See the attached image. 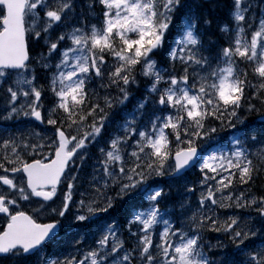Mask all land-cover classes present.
Masks as SVG:
<instances>
[{"label":"snow or ice","instance_id":"snow-or-ice-1","mask_svg":"<svg viewBox=\"0 0 264 264\" xmlns=\"http://www.w3.org/2000/svg\"><path fill=\"white\" fill-rule=\"evenodd\" d=\"M97 5L100 14L90 21L83 11L77 20L75 0H0V256L31 264H264V195L243 190L264 172V18L249 42L251 4L232 0L234 39L212 53L197 32L199 18L182 13L183 0H88L89 15ZM177 14L183 19L169 71L153 57ZM220 30L229 32L227 25ZM28 38L47 48L35 63ZM138 76L146 95L99 147L93 190L77 201L76 160L99 144ZM253 113L259 132L247 119ZM218 128L231 131L221 138ZM192 169L199 176L184 187L199 192L196 202H181L180 217L166 218L158 178ZM126 197L146 206L127 221L122 239L106 214ZM218 209L257 216L226 211L221 219ZM69 214L76 228L95 231L87 244L88 232L77 233L73 251L61 258L49 244ZM205 232L227 238L232 252L214 258L213 249L227 245L220 236L205 244Z\"/></svg>","mask_w":264,"mask_h":264},{"label":"rangeland","instance_id":"rangeland-1","mask_svg":"<svg viewBox=\"0 0 264 264\" xmlns=\"http://www.w3.org/2000/svg\"><path fill=\"white\" fill-rule=\"evenodd\" d=\"M183 2H184L185 7L182 9V11L185 12V10H186V13L190 14V10H191L190 6H191V4H194V3H192L190 0H183ZM249 2L251 4V8H250L249 12L245 13V15L249 18H252V17L255 18V23L253 24V28L249 29L247 32V35H246L247 40L250 42L252 30H254L255 27L259 24V20L261 18H264V1L259 0V3H258L257 1L249 0ZM75 4H76L75 16L77 17V20L81 17L82 11H83V15L86 14L88 17H90L88 11L84 10L87 8L84 7V5L81 3V0H75ZM231 5H232V0H231ZM233 11H234V9L232 7V9L230 11V16H231V12H233ZM182 19H183V15L181 14L179 17V20H178V23L180 25L182 23ZM231 19H232V24H230V25L226 24L228 29H229V32H222V33H224L223 35H224V40H225L226 44L230 40L234 39V34L231 33V30L234 29V27H235V20L232 16H231ZM74 22H76V21H74ZM224 26L225 25H223L222 27H224ZM245 27H247V25H245ZM58 31H59V29L57 30V32L53 33V38H55ZM176 39H177V37H176ZM226 44L221 45V44L217 43V45L212 49V51H210L206 46L205 47L210 52L215 53L222 46H226ZM35 57H33V63H35ZM58 59H59V53H54L53 57H52L53 63H55ZM153 59L157 60L156 56L153 57ZM109 61H111L110 57H109ZM159 66L161 68H168V70L171 71L170 61L167 65H164V66L159 65ZM177 69L180 70L179 62H177ZM37 76H38L39 82L47 84V74L43 70L38 69ZM95 86L99 89L98 83ZM99 90H100L101 94H103L104 89H99ZM143 90L145 91V93H144V96H145L146 95V88H144ZM0 95H2V90H0ZM141 99H143V98H141ZM141 99H136L133 96L129 95V99L126 101L125 106L114 109L113 110V116H112L113 123L108 125L104 129L102 136L99 138V144L89 145V147L85 153L84 160L83 161H81L79 159L76 160L74 168H75V174L78 176V181H77L78 191L75 194V199L77 201L80 199V192L91 193L93 190V187H94V185L92 183V181H93V169H94V165L96 164V158L99 156V147L104 146L105 142L112 135L115 134L117 124L123 123L124 117L128 113L133 112L136 105L138 104V102ZM49 103H51V94L46 92L45 104L47 105ZM0 107H2V104H0ZM151 111H152V106H151V104H149L147 106V113H150ZM141 123H143V121H141ZM4 126H5V123L0 122V127H4ZM9 127L11 128L12 131H15L14 126L9 125ZM46 127H47L46 125H40L37 130L44 129ZM21 128H23V125H21ZM229 131H231V130L227 129V128L218 129V132L216 135L218 137H221V138L227 137ZM254 162L258 163V161H254ZM198 176H199L198 169H194V170L188 172V174H186L185 176H182L181 178H178V179L164 178V181H162L163 179L158 178L157 183L160 186H162L163 189H165L164 192L166 193L164 200L161 202L162 210H165L167 213L166 218L175 220V218L180 217L179 205L181 202H188V201H191L193 203L196 202L197 197L199 195V192H197L196 196H193L191 193H188L186 191L184 185L186 183L190 184L192 181L196 180ZM259 178H262V180H264V172H261L259 174L258 178H256L255 180H257ZM262 180H261V182L258 183V184H260V186L258 185L259 189H262V187L264 188V185L262 186ZM255 185H256V182H255ZM243 190L245 192H250V193L256 195V193H254L252 187L250 188L247 185L243 186ZM262 194H264V192ZM124 200L130 201V202L136 201L137 204L141 205L140 208L133 210L130 214L127 215L126 223L124 225L119 224L120 225V230H119L120 238L127 239V227H126L127 221L132 218V216L134 215V213L137 210L144 208L146 206V204H145V201L141 197H133L131 199L126 197ZM120 204H121V201L118 202L116 206L119 207ZM25 208L27 211L31 210L30 206H28V205H25ZM121 209H124L123 205H121ZM73 211H75V209H73ZM112 211H113V209L110 210L109 214H106L108 217L107 222L116 224V222L114 220V214ZM226 211H239L241 215H243V216H249L250 215L253 218H255L257 216V213H255L254 211L234 210V209L233 210L218 209L217 212H218V215L221 217V219L226 218L224 215ZM44 220L47 221L46 216L44 217ZM161 227H162V225H161ZM133 230H135V226L133 227ZM84 231L88 232V237H87V240L85 241V244L90 243L92 240V232L95 231V227L92 225H89L88 228L84 229V230L76 228V226L72 223V217L69 214L68 218L66 220H64V222H63L62 234L56 240H54L51 243V245L49 246L50 252L61 253L62 254L61 258H63L69 252L73 251L72 241L74 238L77 237V233H80L81 234L80 238H83ZM211 233H212V238L211 239L206 238V243L207 244L211 243V244L215 245V244H217L216 237L220 236V234L216 233V232H211ZM220 239L223 240L224 244L227 245V247L226 248L213 249V252H216V254L214 256V258H216V259H220L221 254L224 252H227L230 254L232 252L233 247H234L227 240V238L220 236ZM256 243H257V246H259V244H260L259 239H257ZM237 259H239V257H237ZM10 260H16V258H11ZM25 264H31V261H26Z\"/></svg>","mask_w":264,"mask_h":264},{"label":"trees","instance_id":"trees-1","mask_svg":"<svg viewBox=\"0 0 264 264\" xmlns=\"http://www.w3.org/2000/svg\"><path fill=\"white\" fill-rule=\"evenodd\" d=\"M190 1L195 2L194 4L198 8V12H199L198 18L200 19V22L198 23L197 32L201 36L202 41L203 42L206 41L205 44L208 46L207 48L210 51H212L211 47H213V45L215 43L222 42V36L219 33V24H220V22L227 20L228 15L226 14V10L231 8L230 1L229 0H190ZM85 2L86 1L82 0L83 4H85ZM86 5H87V3H86ZM84 10H87V9H84ZM99 14H100V8H99V5H97V8H96L95 12L93 13V15L96 17ZM84 16H87V15L84 14ZM87 18L89 19L88 16H87ZM205 20L209 21V23H204ZM175 22H174L170 32L167 34L164 48L161 49L156 55L160 64H162V63L167 64L168 63L167 51L169 50V48L171 46H174V44H175V37H176L177 31H178L177 19L175 20ZM29 45H30L29 49H30L31 54H35L36 52H40L41 50H43L45 52V50H46V48L41 49V47L39 45H37L35 42H34L33 46L31 45V43H29ZM251 78L252 77L250 76V79ZM137 79L140 81L139 86L137 87V85L133 84L131 86L129 92H130V95L133 96L134 98L141 99V98H143V88H146V81L142 76H138ZM247 119H248V121H254L253 117H251V116H248ZM254 125H256V124H254ZM261 180H262V178H259V179L255 180L256 185H255V182L251 185L254 193H256L257 195H264V194H262L264 192V188L262 187V189H259L260 184H258V183L261 182ZM263 182H264V180H262V186L264 185ZM115 220L116 221H118V220L123 221L122 219H120L119 213H118V215H115ZM204 235L207 239L212 238L211 232H205ZM204 243L207 244L206 239H205ZM5 264H23V263L20 261L16 262L14 260V262H8Z\"/></svg>","mask_w":264,"mask_h":264},{"label":"water","instance_id":"water-1","mask_svg":"<svg viewBox=\"0 0 264 264\" xmlns=\"http://www.w3.org/2000/svg\"><path fill=\"white\" fill-rule=\"evenodd\" d=\"M259 120V119H258Z\"/></svg>","mask_w":264,"mask_h":264}]
</instances>
